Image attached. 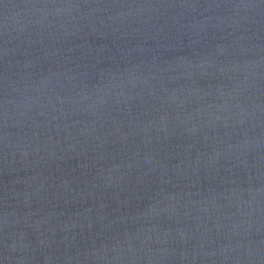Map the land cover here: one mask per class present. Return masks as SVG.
Here are the masks:
<instances>
[{
  "label": "water",
  "instance_id": "1",
  "mask_svg": "<svg viewBox=\"0 0 264 264\" xmlns=\"http://www.w3.org/2000/svg\"><path fill=\"white\" fill-rule=\"evenodd\" d=\"M0 264H264V0H0Z\"/></svg>",
  "mask_w": 264,
  "mask_h": 264
}]
</instances>
